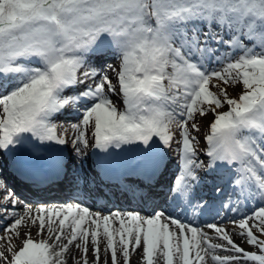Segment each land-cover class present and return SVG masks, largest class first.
<instances>
[{"label": "snow or ice", "instance_id": "snow-or-ice-1", "mask_svg": "<svg viewBox=\"0 0 264 264\" xmlns=\"http://www.w3.org/2000/svg\"><path fill=\"white\" fill-rule=\"evenodd\" d=\"M213 79L242 83L243 91L230 98ZM68 109L80 161L73 198L130 194L144 214H93L78 202L21 215L18 197L0 182V240L11 253L9 260L0 252L3 264H67L70 247L82 252L74 264H89L90 244L92 264H101V244L111 264H120L118 252L124 264L132 252L142 264L158 257L164 264H207L206 257L264 264V0H0V153H27L35 176H66L68 140L56 118ZM197 114L213 116L203 151ZM174 125L179 172L166 180ZM89 126L100 168L143 176V186L118 181L107 194L90 187L96 178L83 168ZM29 220L42 238L34 241L29 228L17 249L12 240Z\"/></svg>", "mask_w": 264, "mask_h": 264}, {"label": "bare ground", "instance_id": "bare-ground-1", "mask_svg": "<svg viewBox=\"0 0 264 264\" xmlns=\"http://www.w3.org/2000/svg\"><path fill=\"white\" fill-rule=\"evenodd\" d=\"M111 75V73H110ZM114 82V80H113ZM114 101L116 102V107L118 108V110H123L124 107L122 106V98H119V97H113ZM62 122V129L63 131L65 132V127L67 128V131L66 133L71 129V126H70V123L69 122H72V123H76L77 120L76 118L73 119V120H63L61 121ZM94 131L93 128L91 127L90 131L89 132V139H92L91 138V132ZM69 137V140L72 139L70 138V136L68 135ZM69 149L71 150L72 149V145H70ZM88 150V149H87ZM87 150L86 152L84 153V158H86L87 156H89L90 154L87 153ZM72 152V150H71ZM80 163L79 160H77L75 158V154L72 152V156H71V170L74 171V168L76 165H78ZM7 188V187H6ZM8 189V188H7ZM9 190V189H8ZM14 193V192H13ZM15 197H17L16 193H14ZM0 199H3V195L0 194ZM47 208H52V207H49L47 206ZM57 208V207H56ZM26 210V209H25ZM25 212V211H24ZM24 212L22 213V215L24 214ZM33 212H36L34 210H32V213ZM33 216H35V214H33ZM55 227V225H54ZM228 227H231L230 225H228ZM29 228L31 229V232L36 235L37 233V228L36 227H32L31 226V220L28 221V227H21L20 230H19V237H14L13 240H12V244L13 245H17V243H19L20 241H22L25 237V234L29 231ZM203 230L204 231H207L208 234L211 236L213 233L211 232V230L207 229L206 226L203 227ZM46 238V237H45ZM233 239L235 241H238L239 243H241L242 245H245V247L250 250L252 249L251 251L254 250L255 246H250V245H247L245 244L243 241H242V238L240 236H233ZM2 241V240H1ZM212 243H220V241L218 240H215L213 239L211 241ZM2 244L6 245L4 242H2ZM104 244H101V264H104L105 260L108 261V264H111V260H109V255H106L105 252H104ZM2 251L4 252V254L9 257L11 255V253L5 251L6 247L4 248V246L1 247ZM119 253V252H118ZM219 254V253H218ZM120 255V253H119ZM221 255V254H220ZM82 257V252L81 251H78L75 247H70L68 253H66V256H65V259H66V262L67 264H74V260H80V258ZM88 259H89V264H92V252H91V244L89 245V256H88ZM206 260H207V264H211V260L210 258H207L206 257ZM0 264H3V262L0 260ZM120 264H124L123 262V259L122 257L120 256ZM130 264H142L141 260H140V257H139V254L136 253V252H132L131 253V261H130ZM154 264H164V261L162 258H157L156 261H154Z\"/></svg>", "mask_w": 264, "mask_h": 264}, {"label": "rangeland", "instance_id": "rangeland-1", "mask_svg": "<svg viewBox=\"0 0 264 264\" xmlns=\"http://www.w3.org/2000/svg\"><path fill=\"white\" fill-rule=\"evenodd\" d=\"M219 83H220L221 88L226 87L227 95L230 98H235L234 96H238L243 91L242 83H236L234 85H227V86L223 85L221 82H219ZM215 84H216V80H214V82H212V85H215ZM210 88L214 89L215 90L214 92L217 91V89L215 87H212L211 85H210ZM228 110H229V106L225 105L222 109H219L218 111H228ZM195 119H196V122H198L201 125L199 135H204L205 132L207 131L208 123L213 119L212 114H209L208 116H203V117L200 116L199 114H197ZM173 129H176L177 133H179V130L175 125L173 126ZM70 133H75V130L70 131ZM200 138L203 139V137H200ZM178 139H179V137H178ZM199 141H200V139H199ZM31 234H32V232H31ZM221 254L227 255V253H224V252H221Z\"/></svg>", "mask_w": 264, "mask_h": 264}]
</instances>
